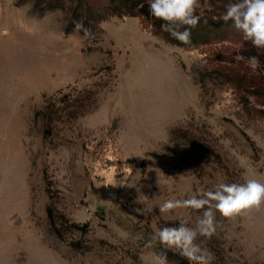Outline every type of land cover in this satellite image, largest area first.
<instances>
[{
  "label": "rangeland",
  "instance_id": "374dc122",
  "mask_svg": "<svg viewBox=\"0 0 264 264\" xmlns=\"http://www.w3.org/2000/svg\"><path fill=\"white\" fill-rule=\"evenodd\" d=\"M36 1L0 0V264H157L151 234L200 215L159 205L264 182V49L232 29L189 50L130 16L67 34L72 4ZM198 240L209 264H264V204Z\"/></svg>",
  "mask_w": 264,
  "mask_h": 264
},
{
  "label": "clouds",
  "instance_id": "9594fccd",
  "mask_svg": "<svg viewBox=\"0 0 264 264\" xmlns=\"http://www.w3.org/2000/svg\"><path fill=\"white\" fill-rule=\"evenodd\" d=\"M199 0H149V12L154 18L162 21L161 29L168 32L182 44L191 43V29L198 26L202 17L197 15ZM221 19L243 34L257 49H264V0H233L225 6ZM207 23V20H204ZM183 29V30H181ZM75 30L83 31L89 36L90 30L77 21ZM237 62L255 72L261 65L258 56L245 57L237 55ZM264 204V182L250 178L244 183L218 182L213 188L184 200H166L159 205L161 213L176 209H192L200 213L194 226L184 218L176 226H166L151 234L148 247L159 244L165 249L176 251L187 259L189 264H209V254L202 247L199 237L210 239L216 232V212L223 217L231 218ZM136 212L146 215L151 208H136ZM157 264H168L167 257H156Z\"/></svg>",
  "mask_w": 264,
  "mask_h": 264
},
{
  "label": "trees",
  "instance_id": "16d2710c",
  "mask_svg": "<svg viewBox=\"0 0 264 264\" xmlns=\"http://www.w3.org/2000/svg\"><path fill=\"white\" fill-rule=\"evenodd\" d=\"M65 2H70L73 6L72 9H74V23L73 25L67 26L65 30L67 34L75 30V22L77 21L81 22L92 34L97 32L101 21L108 20L111 17H139L145 27L150 28L154 35L162 37L167 43L189 50H196L201 46L208 45L212 41L217 40V38L221 37L226 31L235 29L230 21L225 23L221 19L222 13L217 15H199L196 13L201 16L202 19L197 27L191 29V43L182 44L180 41L174 39L168 32L161 29L162 21L150 15L149 0H59L51 1L46 9H66ZM38 5L39 1L37 0L35 7L38 8ZM205 19L207 23H204ZM79 32L84 35L83 31ZM239 33L243 38V34L240 31ZM245 42L248 43L249 41L245 40ZM263 52L264 51L261 53ZM40 114V112H37L35 115L36 118H38ZM83 114L84 112H80L75 115L80 116ZM47 212L50 219L53 220V211L49 208ZM160 255L167 257L168 264H189L187 259L165 248L159 250L158 256Z\"/></svg>",
  "mask_w": 264,
  "mask_h": 264
}]
</instances>
